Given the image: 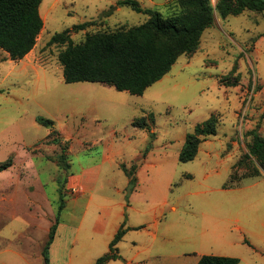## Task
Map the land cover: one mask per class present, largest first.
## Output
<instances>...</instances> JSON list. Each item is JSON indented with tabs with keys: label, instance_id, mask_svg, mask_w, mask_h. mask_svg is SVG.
Returning a JSON list of instances; mask_svg holds the SVG:
<instances>
[{
	"label": "rangeland",
	"instance_id": "obj_1",
	"mask_svg": "<svg viewBox=\"0 0 264 264\" xmlns=\"http://www.w3.org/2000/svg\"><path fill=\"white\" fill-rule=\"evenodd\" d=\"M119 1L43 0L44 28L31 54L12 61L0 51V164L12 161L0 172V264H46L62 204L67 229L49 264H94L110 249L107 231L94 228L101 214L109 226L114 199L125 202L126 234L113 264H195L203 255L264 264V166L250 154L251 132L264 138V12L215 13L197 50L142 96L67 84L59 61L67 45L48 42L68 29L80 44L148 22ZM136 1L164 18L182 11L177 0ZM86 22L93 25L73 30ZM211 116L217 135L181 162L187 136ZM39 117L53 120L57 133L49 136ZM140 118L154 120L151 131L133 126ZM88 169L97 178L75 196L70 183L79 186Z\"/></svg>",
	"mask_w": 264,
	"mask_h": 264
},
{
	"label": "trees",
	"instance_id": "obj_2",
	"mask_svg": "<svg viewBox=\"0 0 264 264\" xmlns=\"http://www.w3.org/2000/svg\"><path fill=\"white\" fill-rule=\"evenodd\" d=\"M43 0H0V51L9 54L12 61H21L35 48L44 21L40 14ZM182 11L175 16L164 18L161 12L142 8L136 0H121L119 6L131 8L133 11L149 17L146 24L129 30H117L110 33L87 35L85 41L74 44L71 39L72 30L68 29L54 35L48 46L67 45L60 53L59 61L63 66L64 80L67 84L88 82L100 83L114 87L120 92L132 96H142L145 91L161 81L172 70L178 58L183 54L194 53L200 45L205 30L215 20V13L220 18L239 16L245 12H264V0H218L215 7L211 0H177ZM93 23H83L73 27L82 31ZM39 125L52 130L49 136L57 133L55 122L39 117ZM153 119L140 118L133 126L151 131L149 122ZM218 117L211 116L196 126L194 133L187 136L179 160L183 163L193 161L200 145L207 138L217 135ZM253 137L250 148L251 156L264 166V138L257 129L251 132ZM151 136H154L152 134ZM60 143V140H54ZM149 147L144 153L146 157ZM61 156L60 160L64 161ZM69 167V164H65ZM12 166V161L0 164V172ZM129 177L134 173L122 166ZM134 181V179L132 180ZM63 204L59 207L57 222L50 229L49 238L44 250L45 262L49 264L48 251L54 242L59 217ZM126 234L125 224L110 243L107 254L94 264H110L120 260L117 245ZM240 259L204 255L198 264H240Z\"/></svg>",
	"mask_w": 264,
	"mask_h": 264
},
{
	"label": "crops",
	"instance_id": "obj_3",
	"mask_svg": "<svg viewBox=\"0 0 264 264\" xmlns=\"http://www.w3.org/2000/svg\"><path fill=\"white\" fill-rule=\"evenodd\" d=\"M41 7V6H40ZM42 17V16H41ZM42 19L44 20V18L42 17ZM31 54V53H30ZM29 54V55H30ZM28 55V56H29ZM27 57V56H26ZM147 158V157H146ZM145 158V159H146ZM144 159V160H145ZM142 160V161H144ZM141 166V165H140ZM140 166L138 167V171L140 170ZM128 166H126L127 168ZM138 171L136 173V177L138 174ZM97 170L94 169H88V170H84L81 174V176H78L77 180L79 181L80 185H76L77 183L71 184L70 183V187H71V193L74 194L75 196H79L80 194H82L85 190V184L87 185V187L89 188V184H92L94 182V180L97 178ZM114 207L116 209V212H108V215L111 217V223L108 225H106L104 222V216L103 214L100 215V217L98 218V220L96 221L95 224V228L94 231L95 232H105L106 233V237L109 240V242L111 243L112 240L114 239V237L116 236V234L118 233L119 229L121 228V226L124 224V217H125V212H124V208H125V202H123L120 199H114ZM65 221L63 223V221L58 225L57 228V233L55 236L54 241H57L58 239L62 240V236L64 235V232L67 229V226L64 225ZM80 228H74L73 231H75L74 233L76 234L77 232L79 233ZM77 233V234H78ZM110 243H109V248H110ZM53 246V245H52ZM204 256V255H203ZM215 256V255H214ZM221 257H229L227 255H220ZM202 257V256H201ZM200 257V258H201ZM200 258L198 259V261L195 264H198ZM119 261V260H118ZM241 261V260H240ZM117 261L111 262L110 264H113ZM241 263V262H240Z\"/></svg>",
	"mask_w": 264,
	"mask_h": 264
}]
</instances>
